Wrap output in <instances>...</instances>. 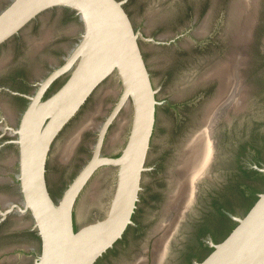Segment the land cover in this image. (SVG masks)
Returning <instances> with one entry per match:
<instances>
[{
  "label": "flooded vegetation",
  "instance_id": "obj_1",
  "mask_svg": "<svg viewBox=\"0 0 264 264\" xmlns=\"http://www.w3.org/2000/svg\"><path fill=\"white\" fill-rule=\"evenodd\" d=\"M212 1L215 0H164L158 4L155 11H148L146 14H142V0L123 2L134 30L141 34L138 37V46L151 86L156 90L154 96L158 103L155 104L154 122L143 168L140 171L139 189L131 214V223L126 226L110 250L107 249L109 251L106 250L100 256L102 259L98 257L94 264H158L155 263L158 261L159 264H171L169 260L174 258L173 251L174 249L176 251L179 245L182 249L181 255L174 263L172 260V264H196L212 250L214 243L224 238L219 235L221 229H226L225 225H229V222L226 224L223 219L228 218V221L235 222L229 214L243 215L219 203L230 180L215 185L217 170L227 168L233 173L244 169L257 172L264 177V172L256 168L264 166V158L248 155L244 149L238 152L240 140L235 141L231 138L234 125L249 123L251 119L260 120V116H264V0H250L248 7L240 3V0H218L225 4L221 12L225 19L218 18L216 24ZM9 2L10 0H0V10ZM234 4L237 5L236 10L233 9ZM136 13L140 18L139 24L133 17ZM238 20L241 22L240 29L236 32L239 41H234V44L248 43V58L242 66L245 80L240 81L239 76L236 77L237 91L243 90L244 96L238 110L230 111L216 125L214 137L220 150L217 162L214 164L211 162L206 173L197 181L194 198L181 214L183 201L176 196L183 183L180 177L179 189H176L179 159L182 155L185 156V148L190 137L203 124L208 105L217 96L218 80L215 76L220 78L217 72L222 66L234 65V68H237L240 58L236 54L234 61L221 64V67L217 66L209 71V75L213 77L197 74L189 77L188 73L182 74V77H185V80L180 81L184 85L182 90L198 87V96H201V93L203 96L194 104L199 105L197 109L192 110L196 118L195 125L191 123L194 127L189 129L191 134L189 132L190 135H187L175 163L164 175H160L154 162L149 160L156 110L163 102L158 96L159 86L153 83L152 69L163 70L166 79L170 77V72L178 67L207 69L216 64L218 59L232 49L231 36L232 32H235ZM150 21H155L157 26L148 30L145 25ZM224 22L226 26L228 25L227 32L225 31L223 37L216 38L215 31L217 28L221 29L220 26L224 25ZM218 24L219 27H216ZM81 32L80 21L72 10L52 7L40 12L17 34L0 44V264H34V258L39 252L40 240L36 230L32 228V217L28 211L18 209L23 207V200L18 180L17 129L20 117L40 83L64 62L65 57L78 42ZM57 42L59 44H56ZM62 42L73 44L68 51H64ZM50 50L58 54L57 61L55 55L44 54ZM201 52L206 54L202 57L203 62L194 56ZM156 53H162L160 63L153 58ZM70 71L71 69H68L51 80L44 88L40 99L48 97L58 89ZM121 91L118 77L115 74L108 76L89 94L50 142L44 163V179L49 196L54 201L92 158L101 130L102 137L97 156L118 158L122 155L131 132L133 103L128 97L116 108ZM202 99L208 101L207 104L206 102L201 104ZM229 138L230 142L226 144ZM118 172L119 164L100 163L92 170L72 205L74 227L86 223V221L78 223L75 220L74 213L77 211L78 202L88 205L91 211L100 209L95 219L106 214L116 188ZM252 176L250 183L255 190L257 189L255 185L259 181L255 173ZM151 178L156 179L153 189ZM189 186L190 178L184 199L190 189ZM55 191L58 192L57 195H54ZM258 193L253 191L255 196ZM143 201L148 203V212L145 214L139 210V205ZM176 203L178 206L181 204L178 207ZM161 239L163 241L166 239L167 244L163 258L161 251L159 260H156L157 257L154 256L156 242Z\"/></svg>",
  "mask_w": 264,
  "mask_h": 264
},
{
  "label": "water",
  "instance_id": "obj_2",
  "mask_svg": "<svg viewBox=\"0 0 264 264\" xmlns=\"http://www.w3.org/2000/svg\"><path fill=\"white\" fill-rule=\"evenodd\" d=\"M123 2L124 0H10L0 10V44L17 34L40 12L52 7L72 10L82 27L78 42L64 62L42 80L31 97L17 129L18 180L23 200V207L18 209L30 213L32 228L36 230L40 240L34 264H94L131 223L140 171L158 101L139 50L138 37L141 34L134 30ZM240 3L248 7L250 0H240ZM68 69H71L70 74L58 89L40 99L46 85ZM235 71L238 73V69ZM112 74L118 77L122 87L116 108L128 97L133 103L132 127L126 147L118 158L98 157L101 130L92 158L54 201L49 196L44 179L48 146L89 94ZM215 77L218 80L217 96L210 101L203 124L189 139H195L206 132L208 155L201 170L190 178V189L186 198L183 197L181 214L193 200L196 183L206 173L214 158L216 125L230 111L238 110L244 96L243 90L221 96L223 84L220 78ZM182 157L183 155L178 166ZM100 163L119 164L117 184L108 210L101 218L74 228V199L89 174ZM178 166L176 189L180 178ZM256 168L264 172V166ZM229 215L235 220V225L196 264H264V189L257 194L255 201L242 216ZM162 244L163 258L166 239Z\"/></svg>",
  "mask_w": 264,
  "mask_h": 264
},
{
  "label": "rangeland",
  "instance_id": "obj_3",
  "mask_svg": "<svg viewBox=\"0 0 264 264\" xmlns=\"http://www.w3.org/2000/svg\"><path fill=\"white\" fill-rule=\"evenodd\" d=\"M142 1H143V3H142V6H143L142 7V10H143L142 14H146V13H148V11H155L158 7V4L164 0H142ZM212 5H214V10H215L214 11L215 12L214 21L216 24V20H218V18H220V17H221V19L224 18V15L221 16V12H222V9L224 8L225 4H223L222 2H220L218 0H215L214 2L212 1ZM233 9H235V10L237 9L236 4H234ZM133 17H134V20L136 21V23L139 24V21H140L139 15L136 13V14H133ZM235 22H236V20H235ZM240 23H241L240 20H238L236 23L235 32L234 31H233L234 33L232 32V36H231L232 41H233L232 49L230 51L226 52L227 54L224 55L222 58L218 59L216 61V64L208 67L207 69H204V68L191 69V67L186 69V68L178 67L173 72H170V74H169L170 77L169 78L166 77V79H164L165 76H164L163 70L157 71V70L152 69V80H153V83L155 86H159L158 96L163 102L161 103V105H159L157 107V110H156L155 129H154L153 135L151 137V149L149 152L150 153L149 160L151 162H154V164L156 166V170L160 175H164L169 170V168H171L173 166L178 154H180L181 149H182L183 145L185 144V141L187 139V135L191 134V131H189V129L191 130L194 127V125H195L194 120L196 118V116H193L194 113L192 112V110L197 109V107L199 105L198 104L194 105V104L196 103V101L199 97L201 98L203 96L202 93H201V96H198L199 95L198 89H197L198 87H195L194 89H188L187 91L182 90L184 85L180 81L185 78V77L184 78L182 77V74L184 72L188 73L189 77L191 75H195V74H197V76L198 75L199 76L200 75H204V76L209 75V71H211L215 67L220 66L221 64H225L231 60L234 61V56L236 54H238V58H240V63L238 64L239 68L237 66L238 74H239L238 76L240 77V81H241V79L245 80V78L243 76V71H242L243 67L242 66H244V63H245L246 59L248 58V55H247L248 43L247 42H245L243 44L239 43V45L234 44V41L238 40L236 32H238L240 29ZM156 26H157V24L155 21H153V22L150 21V22L146 23L145 28L148 30H151L152 28H155ZM216 27H219V24L216 25ZM220 27H221V29L217 28V30L215 31V37L216 38L223 37L224 34L227 32L228 25L226 26L225 22H224V25H222ZM225 27H227V28H225ZM263 36H262V38H263ZM56 44H59V43L57 42ZM72 44H73V42H69V43L62 42V47H63L64 51H68L71 48ZM182 44H185V43L182 42ZM49 52L46 51V52H44V54H47V55L49 54L51 56L55 55V61H57L58 58H56V57L58 54H56L53 51H51V53H49ZM205 55H206L205 52H201V53L195 54L194 56L198 57L200 59V61L203 62L202 57ZM153 58L156 59V61H158L160 63V58H162V53L154 54ZM213 63H211V64H213ZM42 69L44 70L45 68H42ZM246 80H247V77H246ZM201 101H200L201 104L206 102V101H203V99ZM207 102H206V104H207ZM191 123H193L194 125H192ZM193 131L194 130H192V132ZM189 132H190V134H189ZM228 142H230V138L225 143L229 144ZM244 150H246L245 153H247L248 155H257L258 154L257 149L255 147H251V146H249L247 148L245 147ZM219 151H220L219 147L216 144V147L214 150V158L212 160L213 164L215 162H217V157H218ZM238 152H240V151H238ZM241 152H242V150H241ZM220 169L217 170V172L215 174V180H214L215 185H219V183H221V182H228L232 176V172L229 169H227V168L222 169V170H220ZM157 172H156V174H157ZM155 182H156V179L151 178L152 189L155 186V184H154ZM259 184L260 183H257L255 185V187H259ZM57 193L58 192L55 191L54 195H57ZM77 207L78 208L76 209L77 211H75V213H74V215H75L74 217L78 223H81L84 221L87 222V221H90L92 219L97 218L100 211H101L100 209L91 211L90 208H88V205H84L81 202H78ZM139 210H140V213H142V214L147 213L148 212V203H144V201L141 202V204L139 205ZM179 246L176 249V251H175V249L173 251L172 256L174 258L169 260V262H171V264H172V260L174 263L176 260H178V258L181 255L182 249Z\"/></svg>",
  "mask_w": 264,
  "mask_h": 264
},
{
  "label": "trees",
  "instance_id": "obj_4",
  "mask_svg": "<svg viewBox=\"0 0 264 264\" xmlns=\"http://www.w3.org/2000/svg\"><path fill=\"white\" fill-rule=\"evenodd\" d=\"M261 119H251L249 123H244L241 125H234L235 127L231 131V138L233 140H240L238 144V151H241L245 148L246 145L255 147L257 149V157L264 158V116H260ZM236 128V129H235ZM256 174V178L261 184L257 189L253 190L251 176L252 174ZM253 177V176H252ZM264 189V177L263 175L247 171L244 169H239L238 171H234L228 183L226 192L224 193V197L219 201V203L236 213H245L248 208L255 201L257 196L253 194V191H262ZM220 199V198H218ZM224 218V217H223ZM224 223H228L229 225H225L226 229L222 228L220 232V237L226 236V234L230 231V229L235 225L236 222L228 221V218H224ZM77 228V227H74ZM110 250V249H109ZM107 250V251H109ZM105 255V254H104ZM103 255V256H104ZM102 259L101 257L99 258ZM99 261V260H98Z\"/></svg>",
  "mask_w": 264,
  "mask_h": 264
},
{
  "label": "bare ground",
  "instance_id": "obj_5",
  "mask_svg": "<svg viewBox=\"0 0 264 264\" xmlns=\"http://www.w3.org/2000/svg\"><path fill=\"white\" fill-rule=\"evenodd\" d=\"M235 68H234V65H228V66H224V67L222 66V68H220V70L217 72L219 74L221 83L223 84L222 85L223 91H221V93H220L221 96L225 97L227 95H230L234 91L237 92L238 82H237V78H236L237 76L235 73L236 72ZM239 85H240V83H239ZM206 136H207L206 132H204V133L198 135L195 139H192L188 142V144L185 148L186 154L181 159L182 161L178 166V172L180 174L181 179L183 180V183L180 182V183H182V187L179 190L178 194L176 195V193H175V195L178 197V199L181 198L182 201H183V197H184L185 192H186V187L188 185V179L191 178V176L196 174L198 171H200L201 168L203 167V165L205 164L206 157L208 155V148H209ZM70 142H71V140H70ZM178 187H177V189H179ZM173 198H174V196H173ZM179 201L182 202L181 200H179ZM171 202H172V200H171ZM177 203H179V202H177ZM177 203H176V205H177ZM180 204H179V206H180ZM161 240H158L156 242L157 247H156V252L154 254V256L157 257L156 260H159L160 255H161L160 252L162 251V248H163V244H162L163 240L162 241ZM154 260H155V258H154ZM155 263L159 264V261L155 262Z\"/></svg>",
  "mask_w": 264,
  "mask_h": 264
}]
</instances>
